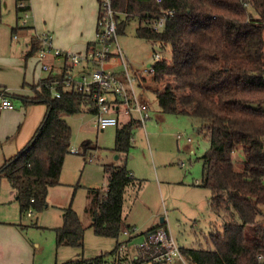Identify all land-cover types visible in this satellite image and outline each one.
I'll list each match as a JSON object with an SVG mask.
<instances>
[{"label":"trees","instance_id":"16d2710c","mask_svg":"<svg viewBox=\"0 0 264 264\" xmlns=\"http://www.w3.org/2000/svg\"><path fill=\"white\" fill-rule=\"evenodd\" d=\"M112 7L137 18L136 38L162 52L170 50L169 64L163 57L155 62L153 74L139 77L140 85L150 78L155 83L168 82V77L177 81L159 93L162 112L190 113L208 138L200 184L210 193V210L221 214V231L209 234V249L180 248L185 263L264 264V0H112ZM169 11L164 28L153 31L149 22ZM38 49L33 38L27 57ZM46 81L38 83L39 91L33 87V98L13 96L46 106L29 142L0 166V179L9 183L21 214L46 207L48 190L59 185L70 153L72 131L64 117L90 105L74 90L52 97ZM132 118L117 127L113 151L118 155L132 148L135 127L140 126ZM88 146L83 144L82 154ZM104 175L106 190L86 191L87 226L73 210L72 200L61 210L62 224L53 229L56 248L82 250L87 229L96 237L116 240L132 230L123 226L125 194L128 189L138 191L141 182L125 165L104 166ZM160 228L163 225L149 233ZM125 243L116 242L109 253L65 264H121L127 260L121 249Z\"/></svg>","mask_w":264,"mask_h":264},{"label":"rangeland","instance_id":"374dc122","mask_svg":"<svg viewBox=\"0 0 264 264\" xmlns=\"http://www.w3.org/2000/svg\"><path fill=\"white\" fill-rule=\"evenodd\" d=\"M9 1L13 4V0ZM41 1L46 5V2ZM7 2L8 0H2V9ZM10 4L9 2L8 5ZM49 8L47 13L41 7H36L27 17H24L22 12L18 13V25L21 27L26 21V27L33 26L28 30H33L28 38L19 34L18 40L13 41L14 44L29 45L31 39L36 37L35 32L49 33L54 39L55 34L62 35L66 29H73L77 34L84 29L82 14L76 6L66 9L52 5ZM96 8L98 10V5ZM31 15L34 17V23L29 20ZM96 18L94 25L90 23L85 27V34L74 50L64 51L54 44L53 49L83 56L85 45L88 42H96ZM118 19L121 24L117 42L132 72L145 70L148 65L154 64V53L161 52L166 66L169 64L170 50L162 52L157 45L135 37L137 18L119 14ZM89 31L90 34L93 33L92 37L89 36ZM88 36L90 39L80 48ZM67 40L68 43L78 44L74 37H68ZM119 64L116 68L109 65L104 68L118 71L121 70ZM77 71L78 69H74L73 75H76ZM168 78L171 79L168 82L155 83L151 78L147 83L144 82L148 91L143 92V95L147 101L153 103V110L149 112V119L144 127H135L132 148L127 154L118 155L113 151L118 126L101 131L97 128L95 116L88 111L64 117L72 131L70 153L65 157L59 185L48 190L46 207L39 212L30 209L31 218L27 216L28 211L20 213L19 205L11 195L9 183L0 179V221L19 229L33 245L39 244L33 264H65L77 259L88 260L109 253L114 249L116 242H126L123 244V254L127 258L126 261L132 264L133 259L140 257L139 251H143L142 246L146 245L150 230L162 225L180 248H210L207 239L210 233L221 231V214L210 210V193L200 184L203 166L201 157L209 147L208 138L200 120L190 113L162 112L159 96L156 94L161 92L167 83L177 85V81ZM34 88L37 89L36 86ZM38 89L40 90V87ZM83 144L89 145L85 154L81 151ZM237 153L238 159H241L242 153ZM123 165L141 182L138 191L128 189L125 194L123 226H130L132 230H128L126 235L123 231L117 240H113L96 237L91 229H87L82 251L78 252L70 247L56 248L53 229L62 224L61 210L72 200L73 209L79 214L81 222L87 226L89 221L83 214L87 189L105 190L104 166ZM161 219L164 223H161ZM145 257L148 261L144 264H152L149 255L145 254Z\"/></svg>","mask_w":264,"mask_h":264},{"label":"crops","instance_id":"0c3cea01","mask_svg":"<svg viewBox=\"0 0 264 264\" xmlns=\"http://www.w3.org/2000/svg\"><path fill=\"white\" fill-rule=\"evenodd\" d=\"M24 1H25V7L23 9L17 8V0H13V4L12 1L8 0L7 3L9 4L10 2L11 4L10 5L6 4V6L4 5V8L2 9L3 3L2 0H0V166L4 163L6 159H9L14 155H16L17 152L20 151L29 142V140L31 139L34 132L36 131V129L38 128L39 124L41 123V121L45 116L46 113L45 105L26 104L22 100V99H29L34 97L33 87L37 86L41 80L49 79V81H46L45 83L47 82L50 83L54 79L57 78L60 79V77L63 76V72L67 70L74 72V69L75 70L78 69L76 73L78 74V73L90 72L93 69V65L87 61H82L80 65L73 67L71 66L70 62L67 61L64 57H55L53 54L48 55L43 61H39L37 59L38 51L33 55L27 57L31 49V42L29 45L25 44V46L23 45L21 46L14 44L13 41L18 40L19 34L20 36L23 35L24 37L28 38V36H30L32 33L31 30H33V29L28 30V28H31L33 26L26 27V21L23 22L21 27L18 25V18H19L18 13L22 12L24 13V17H27V14L30 11L33 12L32 9L34 10V8L36 7L37 8L41 7V9H43L48 13L50 9L49 7H51L52 5H57L59 7L62 6L66 9H69L70 6H76V8L82 14L83 25H84L83 26L84 29L79 34L75 33L73 29H66L62 35H60V33L55 34V37H53L54 39H52L51 35L49 33H46L51 38L52 50H54L53 47L55 46L64 51L65 50L72 51L74 50L73 48L75 46H79V41L83 37L86 31L85 27H88L90 23L94 25V21L96 17H97L96 20H98V14H99L98 0H43L44 2H46V5L43 4L41 0H24ZM96 5H98V10H96L97 9ZM127 16L130 17L131 15H127ZM29 20L34 23V17L32 15L29 17ZM120 24L121 23L119 21V30H120ZM137 26H138V22L134 29H136ZM38 35L39 34L35 32V36H36L35 38H37ZM90 35L92 37L93 33L90 34L89 31V36ZM15 36L16 39L14 38ZM89 36L83 40L80 48L84 47L85 41H88V39H90ZM68 37H74L76 39V43L78 44H75V42L68 43L67 40ZM38 42L40 49L41 43L39 40ZM80 48L78 49V51H80ZM23 49H25V51H23ZM94 49H95V42H88L85 45L83 56H85L87 53H89V51ZM13 52L15 54H13ZM77 53H81V52H77ZM78 55L81 56V54ZM42 63H46L50 65L51 71L49 72L44 71L41 67ZM117 64L118 63L116 61L111 60V62L107 63L106 65H109L111 68H116ZM111 68L109 69L114 71V69ZM129 68L131 67L129 66ZM119 71L120 70L114 72H119ZM144 89L145 91L146 90L148 91V88L144 87ZM35 91H39L38 86L37 89H35ZM70 91L72 90L70 89L66 90L62 93V95L65 93H69ZM159 93L156 95L159 96ZM14 95L22 99L15 98L13 97ZM3 97L7 98L8 101L12 104L11 109H1V100ZM145 100L147 101V98ZM147 102L149 103L150 106L148 111V118L146 120L149 119V112L153 110V103L150 102L149 100ZM159 105H160V98H159ZM83 111H88L89 113H92L95 116V113L92 107H90V105L84 107ZM130 117L131 118L133 117L132 119H135L139 122V119L135 115L133 116L131 115ZM130 117H126L122 115L119 120V125L125 123L127 120L130 119ZM144 124L140 123V126L144 127ZM105 180H106V176H105ZM11 195L13 197V200H15L12 189H11ZM15 202L17 201L15 200ZM76 214L80 219L79 214L77 212ZM83 214H84V208H83ZM28 217L31 218V215ZM85 217L88 219L86 215ZM88 221L90 222L89 219ZM37 249L39 250L38 243L33 245L32 242H29L27 238H25L22 235L19 229L13 227V225H9L7 222L0 221V264H33V257L36 254ZM142 250L143 253L139 251V256L141 258L140 257L135 258V259H139V258L141 259V262H139L138 264H144V262L148 261V259H146L145 257V254L150 255L151 253V249H145L144 246H142ZM76 251L80 252L82 250H76Z\"/></svg>","mask_w":264,"mask_h":264},{"label":"built area","instance_id":"2783aa9c","mask_svg":"<svg viewBox=\"0 0 264 264\" xmlns=\"http://www.w3.org/2000/svg\"><path fill=\"white\" fill-rule=\"evenodd\" d=\"M99 14L96 26L95 49L89 51L85 56L71 55L58 50H52L51 38L46 33H41L37 39L41 43L37 59L43 61L51 53L55 57H64L75 67L82 61L93 65L90 72L73 75L71 71H65L63 76L45 83L52 97L60 98L66 90H74L83 95L95 113L97 128L101 131L108 127L119 125L120 117L135 115L141 124L148 118L149 103L144 99L145 89L139 77L144 74H153V65H148L145 70L132 72L127 65L125 56L121 51L117 34L119 28L118 14L112 7V0H98ZM25 7L24 0H17V8ZM169 11L165 16L149 22V26L155 32L161 31L166 23V16L171 15ZM16 39V36L14 37ZM155 62H160L162 56L154 53ZM111 60L120 66L119 72L105 69V65ZM154 62V63H155ZM44 71H51V66L42 63ZM143 72V73H142ZM75 76V77H74ZM12 104L7 98H2L1 109H11ZM31 212L28 210L27 216ZM124 231L123 234H127ZM145 249H151L149 255L153 264H186L180 251V247L166 228H160L148 237ZM124 246L122 245L121 249ZM121 264H129L127 261Z\"/></svg>","mask_w":264,"mask_h":264},{"label":"water","instance_id":"95a60500","mask_svg":"<svg viewBox=\"0 0 264 264\" xmlns=\"http://www.w3.org/2000/svg\"><path fill=\"white\" fill-rule=\"evenodd\" d=\"M161 223H163V219H161Z\"/></svg>","mask_w":264,"mask_h":264}]
</instances>
